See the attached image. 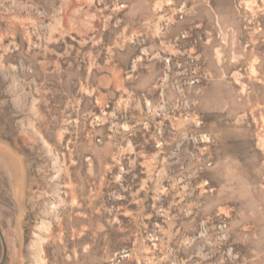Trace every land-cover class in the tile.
<instances>
[{"label": "rangeland", "instance_id": "obj_1", "mask_svg": "<svg viewBox=\"0 0 264 264\" xmlns=\"http://www.w3.org/2000/svg\"><path fill=\"white\" fill-rule=\"evenodd\" d=\"M0 143L4 264H264V0H0Z\"/></svg>", "mask_w": 264, "mask_h": 264}, {"label": "crops", "instance_id": "obj_2", "mask_svg": "<svg viewBox=\"0 0 264 264\" xmlns=\"http://www.w3.org/2000/svg\"><path fill=\"white\" fill-rule=\"evenodd\" d=\"M6 152H9V150L7 149V148H4V146H3V144H1L0 143V157H5L6 155H5V153ZM10 163V162H9ZM15 165H13L12 163H10L8 166H7V170L10 172V174H12L13 175V177H15V179H16V172H15ZM20 183V181L19 180H16V183L14 184V186H15V193H16V196L18 197V198H20V190H19V188H18V184ZM17 185V186H16Z\"/></svg>", "mask_w": 264, "mask_h": 264}, {"label": "bare ground", "instance_id": "obj_3", "mask_svg": "<svg viewBox=\"0 0 264 264\" xmlns=\"http://www.w3.org/2000/svg\"><path fill=\"white\" fill-rule=\"evenodd\" d=\"M55 212V211H54ZM51 229V228H50ZM49 236L52 238V240H53V242H54V246L55 247H57V248H59V244L57 243V238L54 236V234H53V232L50 230V232H49ZM59 238H61V236H59ZM39 252H41V254L39 255V256H43L44 254H43V252H45V247L44 246H40V250H39ZM43 254V255H42ZM39 262H38V264H48L47 262H46V260H44L43 258H39V260H38ZM60 263V262H59ZM62 264V263H61Z\"/></svg>", "mask_w": 264, "mask_h": 264}, {"label": "water", "instance_id": "obj_4", "mask_svg": "<svg viewBox=\"0 0 264 264\" xmlns=\"http://www.w3.org/2000/svg\"><path fill=\"white\" fill-rule=\"evenodd\" d=\"M0 237H1V239H2L3 246H4V251H5V256H4V259H3V261H2L1 264H4V262H5V260H6V254H7V246H6V243H5L4 236H3L2 232H1V229H0Z\"/></svg>", "mask_w": 264, "mask_h": 264}]
</instances>
